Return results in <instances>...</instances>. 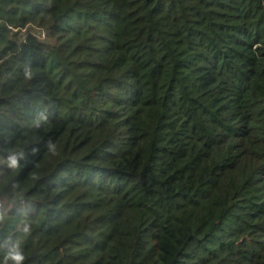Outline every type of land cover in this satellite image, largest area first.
I'll list each match as a JSON object with an SVG mask.
<instances>
[{
  "label": "trees",
  "instance_id": "trees-1",
  "mask_svg": "<svg viewBox=\"0 0 264 264\" xmlns=\"http://www.w3.org/2000/svg\"><path fill=\"white\" fill-rule=\"evenodd\" d=\"M14 248L264 264V0H0V264Z\"/></svg>",
  "mask_w": 264,
  "mask_h": 264
},
{
  "label": "clouds",
  "instance_id": "clouds-1",
  "mask_svg": "<svg viewBox=\"0 0 264 264\" xmlns=\"http://www.w3.org/2000/svg\"><path fill=\"white\" fill-rule=\"evenodd\" d=\"M10 167H17V161L15 158H12L10 161ZM8 259L11 260L12 264H24L25 257L21 251L14 248L9 254Z\"/></svg>",
  "mask_w": 264,
  "mask_h": 264
},
{
  "label": "built area",
  "instance_id": "built-area-1",
  "mask_svg": "<svg viewBox=\"0 0 264 264\" xmlns=\"http://www.w3.org/2000/svg\"><path fill=\"white\" fill-rule=\"evenodd\" d=\"M40 35H41V36H43V35H44V33L42 32Z\"/></svg>",
  "mask_w": 264,
  "mask_h": 264
}]
</instances>
